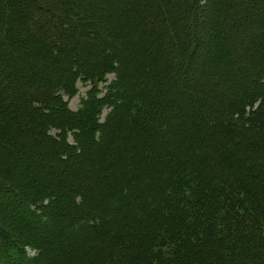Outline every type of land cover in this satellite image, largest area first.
<instances>
[{
	"label": "trees",
	"instance_id": "16d2710c",
	"mask_svg": "<svg viewBox=\"0 0 264 264\" xmlns=\"http://www.w3.org/2000/svg\"><path fill=\"white\" fill-rule=\"evenodd\" d=\"M16 1L0 0V15ZM18 1L28 13L9 14V26L0 18V30L7 28L0 106L4 98L13 114L0 119V139L15 143L0 147V198L12 207L21 196L25 224L53 237L45 212L51 194L36 200L7 174L25 178L37 164L26 154L39 158L46 147L53 163L97 160L89 179L80 184L72 171L79 185L63 187L82 208L77 217L68 212L64 234L49 240L65 247L43 246L30 258L21 251L28 236L0 227V264H264V33L252 39L245 28L264 21V0ZM22 16L20 37L14 26ZM220 40L229 46L217 48ZM83 44L86 63L65 59L69 74L58 86L51 70L41 67L40 77L26 66L32 53L57 60ZM199 46L203 61L195 62ZM78 83L92 88L72 112L63 99L76 95ZM2 208L1 221L13 225Z\"/></svg>",
	"mask_w": 264,
	"mask_h": 264
},
{
	"label": "rangeland",
	"instance_id": "374dc122",
	"mask_svg": "<svg viewBox=\"0 0 264 264\" xmlns=\"http://www.w3.org/2000/svg\"><path fill=\"white\" fill-rule=\"evenodd\" d=\"M85 2H86V0H85ZM15 3H16V5H14ZM15 3L11 4L9 9L6 10L4 8V10L1 11L2 12V16L0 15V18L2 19L1 21L2 22L7 21L8 26L10 23L14 22L13 20L10 19L9 14H13L14 11H24V12L28 13V5H24L21 1H18V0ZM179 7H183L182 4ZM76 9H77L76 6L71 8L72 11H75ZM7 12H8V14H7ZM203 12L205 13V10H203ZM242 14H244V13L242 12ZM92 15L98 19V17H96L94 14H92ZM27 22H28L27 16H22V17L17 19L16 24L14 23L15 24V26H14L15 32L17 31L19 33L20 37L22 35V31L24 32L25 28L27 27ZM189 22H190L189 20H186V23H189ZM95 25H96V23H95ZM11 26H12V24H11ZM245 28H246L247 32L249 31V33H253L252 39H255L256 38L255 35L258 32L264 33V21H261L260 24L257 23L254 26H252L250 23H248L245 26ZM6 33H7V28L5 30L4 29L0 30V38H1L0 49H2V47L6 48V46H4V43L7 41L6 40ZM87 36L89 37L87 39V43H91L94 41V39H92V37L90 35H87ZM28 39L27 38H23V39L20 38V40L25 41V44H28ZM203 40H204V38H203ZM20 44H21V42L17 41V45H20ZM189 45H190V43H189ZM84 46L86 47V45H84V44L76 46L74 50L69 52V55L67 53L66 54L63 53L65 56H67V58H65L64 55H62L63 58L57 59V60H52L51 58L49 59L46 57H39L37 55L35 57V55L31 52L33 55L32 58L30 60L28 58L25 59L27 61L26 66L32 67V69L38 68L37 69L38 71H36V72H39V73L36 74V76H40V77L43 76L44 73H46V72H43V69H41V67L46 68V71L51 70V72H48L49 77H55V78L57 77V79L51 78L52 80H50V82L52 84H57V86H58V85H60V81H57L59 79L58 77L59 76L65 77L67 74H69V72H65V70H67L66 68H68L67 66H64V64H65L64 60L65 59L72 62V64H73V59H75L76 62L79 60V62L86 63L87 56L84 53V49H85ZM200 46L198 47L199 50L197 52V55L195 56V62L203 61L202 56L204 55L205 48H201ZM224 46H225V48L227 46H229V44L225 40H223V41L220 40L217 43V48H221ZM31 47L32 46H30V48ZM146 48H147L146 56H148V55H150V52L152 51L153 45L148 46ZM121 55L120 54L118 55L119 56L118 59L120 61L123 58V56H121ZM141 56H143V54ZM97 58L100 60H103V55L98 54ZM127 65L130 67V71H132L131 69L133 68V66H131L130 64H127ZM194 66L195 65L193 64V66H192L193 70L189 69V71L192 70V72H197V70L194 69ZM219 69L222 72L221 67H219L217 71H215V70L211 71L212 75L214 77L219 74ZM133 72H136V71H133ZM239 73L241 75H243L242 72H239ZM112 79H113L112 76L107 77L108 82H110ZM7 80H8V78H7ZM14 80L18 81L16 76L11 77V81H14ZM192 82H193V80L191 81V85H192ZM4 87H5L4 88L5 91H8V89H7L8 85L7 86L4 85ZM91 88H92V86L89 83H78L76 85V89H77L76 95L70 99H65V98L63 99L64 102L67 104V108L72 112H75L76 110H78L80 101L86 99V93L88 91H90ZM98 90L101 91V94H104L105 83H100L98 85ZM0 94H1V91H0ZM3 100H4V98L1 99L2 103L0 106V109H1L0 119L5 120V121L8 120V122H9V120L12 119L13 114L10 112L8 107L4 108L3 103H5V102ZM106 110L102 111V114L100 117L101 119H103L104 116L106 115V113H107ZM0 126H2V124H0ZM108 128H109V126H108ZM108 134H110V133H108ZM37 136H35L36 142H37ZM2 138H3V136H2ZM2 138L0 139V147L5 149L6 151H9V150L15 148V143H13V142L12 143L7 142V146H2V145H5L4 140H2ZM45 146H46V144H45ZM41 152H43V155H41L39 158L36 156V154L34 152L33 153H27L26 152L27 153L26 155L31 157V160L37 161V164L35 165V167L30 166L31 168H29V169H31L30 171L32 173L31 172L26 173L27 175L25 178L23 177L24 175L22 177L13 176L12 173L7 174V175L12 180H14V178L17 180H19L21 178L22 179V180L20 179L21 181L19 180V181H16L15 183H22L23 182L24 186H25L23 188H25L24 189L25 191L32 192L33 196L35 194V197H39V198H34L36 200H39V199L43 200V199L47 198V196H48L47 194H51L47 198L48 200L52 199L50 201V203H51L50 208L48 210H46L45 212H46V216L50 217L49 221L51 220L50 221L51 225L55 229V231H54V233L56 232L55 236L51 237L49 234V231L44 230V229L42 231H39V233H38L37 229H34L31 226L32 224H25V221H23L22 216L26 215L28 212L26 213V209L24 208L26 203L24 204L25 200L22 199L21 196L14 202L9 201L10 204L12 205V207L10 205H7L5 203L6 201L4 199L0 198V208L4 207V208H2L3 210L5 209L4 214L6 215L7 218L8 217L12 218V221H13V223H12L13 225H11V224H8L5 219L2 221L0 219V227L4 230L3 232H5L8 236H11L10 234L14 235L13 231H15V229H17L18 231H21V234L28 236L27 239H28V243H29L31 249L29 247V248L21 249V251L23 250V252L27 253V255L30 258L36 257L38 254L36 252V250L37 249L38 250L43 249V246H48V247L50 246V249H52V250H56L57 248H59V249H57V251H59L61 247L62 248L65 247L64 245L66 243L62 242V239H63L62 236L57 237L56 241L61 240V242H62L59 244H49V240L54 239L56 237V235H59V233L64 234V231L62 229V225L67 223L68 212H70V215H73V217H77L79 215L78 211L82 208L78 209V208H75L72 206V202H71L72 200L71 199H73V198L71 195L67 194L66 191L64 192L63 187L67 186L66 185L67 183H71V184L74 183L76 185H79V183L80 184L82 183V180H81L82 178L89 179V177L91 176L92 170H94V165H95L94 162L97 160V159L92 158V156L90 155L87 158L88 160H86L82 157L78 158V159L68 157V161L65 164L64 163H53V161L51 159L49 160L47 158L49 156V153H50L47 150V147L45 149H42ZM51 158H52V156H51ZM24 159L22 157V160H24ZM91 161H93V163ZM88 162H90L91 167L88 166ZM32 164H34V163H32ZM104 170H106V169H104ZM27 171H29V170H27ZM72 171L73 172L78 171L77 174L74 176H76V178L78 177L77 179H79V183L77 180H75L74 177L70 176V173ZM20 172H22V171H20ZM110 178L112 180V184L117 183L119 185V187L123 188L122 187V185H123L122 183L124 182L123 179L118 178V177L116 178L115 174H112V176ZM9 184H10V187H12L13 190L16 192L17 190L15 189V187H17V185L14 187V185H13L14 183H9ZM108 184L110 185L111 182L108 181ZM67 188H68V186H67ZM54 192H57L58 195L56 196ZM74 195H73V197H74ZM85 201L86 200L83 199L82 203H84ZM88 202L89 201L87 200L86 203L90 207V204ZM134 204H135V208L137 209L139 206L137 205L136 202ZM16 205L17 206L19 205L21 207L22 215H20V216L13 209V206L15 207ZM114 205H115V203L111 204V208H109L108 210H112V209L114 210ZM128 208H129V210L132 211V214H135V213H133V210H132L133 208L130 206V204L128 205ZM145 208L147 209L148 206L144 207V209H141V211L145 212V210H146ZM44 215L45 214H42V217H45ZM38 219H36L35 221H37ZM3 232H0V234L3 235L4 234ZM57 245H59V246H57ZM32 248H33V250H32Z\"/></svg>",
	"mask_w": 264,
	"mask_h": 264
}]
</instances>
